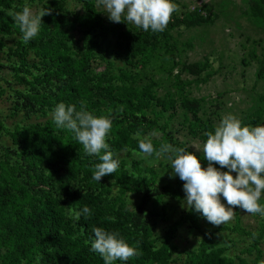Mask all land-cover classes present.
Listing matches in <instances>:
<instances>
[{
    "label": "trees",
    "instance_id": "trees-1",
    "mask_svg": "<svg viewBox=\"0 0 264 264\" xmlns=\"http://www.w3.org/2000/svg\"><path fill=\"white\" fill-rule=\"evenodd\" d=\"M76 1L82 3V13L71 14L61 4L58 7L57 1L43 5L49 12L41 17L37 36L25 43L9 14L21 11L24 0H0V45L5 36H20L5 55L13 59L7 66L13 82L6 83L10 114L22 115L11 129L0 121V140L7 135L10 141L9 145L0 143V264H104L98 253L89 250L93 227L119 232L138 250L139 254L127 262L114 264H169L174 249L168 241L184 223L201 235L198 247L185 253L186 264H259L264 222L260 232L254 233L244 230L237 216L230 229L247 237L249 244L234 258L225 255V247L213 242L216 230H200L199 220L203 217L189 209L169 227L158 246L147 215L156 214L157 205L167 196L180 199L182 183L162 184L154 169L133 158L134 151L140 153L134 139L137 132L144 136L155 131V148L162 144L184 148L169 130L170 121L177 115L183 118L189 134L202 141L216 126L211 116H200L201 100L183 95L176 99L169 94L158 96L154 90L157 82L138 84L140 74L132 71L143 67L145 57L159 46L165 51L171 49L165 39L173 29L206 25L216 15L208 6L207 17L188 7L180 15L172 13L162 32L134 30L120 55L131 70L118 68L114 73L108 62L103 71L95 72L104 63L97 53L117 47V43H109L108 36H116L118 31L105 22L92 0ZM247 1L250 15H264V0ZM73 26L82 34L83 49L70 43L69 30L73 31ZM206 65L207 59L202 63H181L180 71L199 77ZM256 77L264 83L263 65ZM5 92L0 86V96ZM254 96V108L239 117L244 124L253 126L264 123V86L261 91H254ZM60 102L75 105L76 110L83 105L95 115L111 117L113 126L106 142L114 158L123 152L116 172L99 182L91 178L98 159L86 155L72 133L58 129L51 118L52 109ZM32 117L34 121H30ZM39 117L44 121H36ZM196 155L200 156L202 167L207 166L203 153ZM113 187L116 193L111 195ZM128 193L140 196L133 209L125 203ZM84 205L92 210V215L74 221L68 209ZM244 253L248 255L241 257Z\"/></svg>",
    "mask_w": 264,
    "mask_h": 264
},
{
    "label": "rangeland",
    "instance_id": "rangeland-1",
    "mask_svg": "<svg viewBox=\"0 0 264 264\" xmlns=\"http://www.w3.org/2000/svg\"><path fill=\"white\" fill-rule=\"evenodd\" d=\"M49 1H57L58 7L63 6L71 14L83 12L82 3L76 0H64L62 3L61 0H24L22 8L29 6L34 12H38ZM92 1L105 22L114 25L118 31L116 36H108L109 43H117V47L105 50L103 53H97L102 57L104 63L97 66L95 72L103 71L108 62L112 63L110 70L114 73H117L118 68L131 70V67L126 66L122 56H120L121 48L130 41V36L134 35V30L139 28L131 23L127 25L125 22H111L103 6L99 4V0ZM216 5V8H218L215 10L217 17L213 22L192 28L178 27L173 29L170 32V37L165 39L172 46L171 49L165 51L163 46H159L155 52L145 57L143 67L139 66L137 69L132 70L140 74L138 84H145L151 80L157 82L158 85L154 90L158 96L163 97L169 94L176 99L179 95H183L189 99L201 100L200 116L203 118L211 116L212 120L215 121V125L225 114L232 113L239 118L242 114L252 110L256 101L254 91L259 92L264 86V83L259 82L256 77L259 66H264V15L257 18L250 15L247 0H219ZM184 10L180 6H176L174 14L180 15ZM73 27V31L69 30L72 36L70 43L83 49L82 34L78 31L77 26ZM16 38H20V36L17 34L5 36L1 39L0 45V64L2 66L0 68V86L6 90L0 96V121L8 129H11L22 118L21 114H10L12 107L8 86L6 85L8 82H13L11 71L7 68L9 62H12L13 59L6 57L5 52L8 47L13 46ZM28 58L32 60L31 55ZM205 59H207V65L199 77L180 71L181 63H202L205 62ZM16 88L20 89L22 87L16 85ZM177 102L176 107L178 108ZM169 113L170 111L165 113V116ZM34 120L35 118L32 117L30 121ZM36 121L42 122L44 119L39 117ZM24 122L26 123L28 120L25 119ZM169 130L172 132L173 138L182 143L184 148L195 154L203 153L204 141L198 136L189 134L180 115L172 118ZM0 143L2 145L10 144L7 135L2 136ZM122 153L115 157L120 160L123 156ZM133 158L140 159L144 166L154 169L158 175V180L162 184L170 183L174 185L176 181H181L177 176L171 174V169L166 166V161L163 158L156 160L136 151L133 152ZM181 183L183 185V181ZM181 192L182 197L180 199L177 200L167 196L163 199V202L157 205L156 214L147 215L152 227V238L157 240L156 244L158 246L160 245V239L169 227L183 218L188 210L182 203L183 189H181ZM115 193L113 187L111 195ZM139 199V195L126 194V206L133 209ZM221 201L224 202L223 198H221ZM260 201H264V194H262ZM235 216H237L238 223L244 230L254 233L260 232L264 217L259 214L246 213L238 206H233V216L224 224L212 225L204 218L199 220L201 231L216 230L213 242H216L219 247H225V255L232 258L239 255L249 244L247 237L230 229L236 223ZM200 239L201 235L196 228H191L187 223L179 227L168 241L174 249L172 261L169 264H186L185 253L197 248ZM259 248L261 254L258 263L264 264V235ZM247 255V253H244L240 256L246 257ZM251 257L252 255L247 258ZM235 264H237V261H235Z\"/></svg>",
    "mask_w": 264,
    "mask_h": 264
},
{
    "label": "clouds",
    "instance_id": "clouds-1",
    "mask_svg": "<svg viewBox=\"0 0 264 264\" xmlns=\"http://www.w3.org/2000/svg\"><path fill=\"white\" fill-rule=\"evenodd\" d=\"M99 4L111 22L131 23L153 33L164 31L176 11L174 0H99ZM48 12L46 9L34 12L24 6L21 11L9 14L13 16L23 42L27 43L37 36L41 17ZM50 115L58 129L72 133L86 155L98 159L91 176L93 180L99 182L102 177L116 172L119 161L106 142L113 126L110 116L95 115L83 105L76 110L75 105L63 102L56 104ZM155 135V131L144 136L137 132L134 139L141 154L154 156L156 160L163 158L171 174L183 181L185 208L199 213L212 225L229 221L233 206L264 217V205L260 203L264 194V123L247 125L235 114L223 115L213 130L205 134L202 152L206 167H202L200 156L186 148L170 144L155 148L152 143ZM68 212L74 221L92 215L87 205L69 208ZM91 231L89 250L98 253L104 264L127 262L139 254L119 232L102 227H93Z\"/></svg>",
    "mask_w": 264,
    "mask_h": 264
},
{
    "label": "built area",
    "instance_id": "built-area-1",
    "mask_svg": "<svg viewBox=\"0 0 264 264\" xmlns=\"http://www.w3.org/2000/svg\"><path fill=\"white\" fill-rule=\"evenodd\" d=\"M209 0H191L189 10L191 12L196 11L200 16L207 17V5Z\"/></svg>",
    "mask_w": 264,
    "mask_h": 264
},
{
    "label": "crops",
    "instance_id": "crops-1",
    "mask_svg": "<svg viewBox=\"0 0 264 264\" xmlns=\"http://www.w3.org/2000/svg\"><path fill=\"white\" fill-rule=\"evenodd\" d=\"M176 6H180V8L182 9H187L190 4H191V0H174ZM216 2L218 3L219 0H209L208 1V7L210 8V10L213 12V15H216L215 10H217L218 8H216ZM182 13V12H181ZM217 17V15H216Z\"/></svg>",
    "mask_w": 264,
    "mask_h": 264
}]
</instances>
